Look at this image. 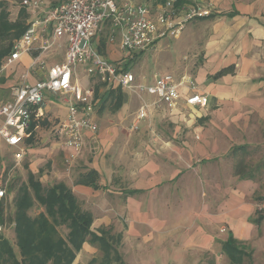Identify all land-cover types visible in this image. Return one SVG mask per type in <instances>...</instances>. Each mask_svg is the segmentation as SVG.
<instances>
[{"label": "crops", "instance_id": "1", "mask_svg": "<svg viewBox=\"0 0 264 264\" xmlns=\"http://www.w3.org/2000/svg\"><path fill=\"white\" fill-rule=\"evenodd\" d=\"M42 1L34 13L20 4L27 13V26L31 22L37 24L39 39L30 52L22 53L12 63L7 64L4 59L0 67V73L5 72L6 76L9 71H20L17 84H30L44 78L48 66L64 58L65 38L53 37L51 27L39 21L45 9L62 0ZM196 1L200 4L210 2L215 9L211 15L189 22L183 30L191 36L187 45L191 50L200 51V57L194 73H180L192 78L194 87L191 90L186 86L178 87L180 96L174 108L159 102L153 94L137 88H121L123 101L116 111L118 116L126 111L133 96L139 99L129 122L131 127L137 123L133 133L120 134L118 122L109 124L105 120L98 132H84L83 148L74 158H69L62 138L56 135L57 141L52 142L68 161L76 164L77 173L89 168L98 171V182L103 187L96 189L73 183L74 177L66 180L63 171L55 169L54 173L57 180L67 183L75 196L86 204L85 208L93 213L94 229L111 228L112 232L121 234L128 246L137 247L133 250L137 255L135 264H195L191 261L197 257L198 250H221V242L225 239L219 235L221 227L225 226L234 237L243 240L251 237L254 229V223L248 218L254 209L250 201L254 190L251 178L228 173L225 192L222 189L209 194L208 190L222 188L219 183L223 180L218 178L223 175V156L228 151L235 155L233 148L245 145L238 140H243L249 132L251 117L264 116V0ZM109 30V22L103 23L93 39V47L112 62L123 61L125 53L119 46L120 32L117 31V38L110 41ZM182 32L175 38L180 39ZM102 37L104 45L101 46ZM44 38L50 45L44 53H39L37 48ZM161 40L152 49L159 46ZM38 55L44 61V69L32 65ZM80 65L82 72L76 71L74 81L81 89L93 88L92 76ZM220 71L223 72L219 74ZM162 73L155 72L150 82L142 78L136 83L147 85ZM165 73L174 78L180 76ZM8 86L11 85L5 87L1 83L0 92ZM192 92L207 96L205 107L186 103ZM45 96L40 110L42 115L31 121L32 127L29 125L30 135L35 134L47 115L58 114L57 126L67 113L62 96L50 92ZM8 99L9 96H0V104ZM143 105L147 114L137 120V111ZM99 107L98 103L92 115L95 123ZM166 123L169 129H158ZM26 138L19 144L24 149L23 158L28 157L25 169L36 173L42 163L40 159L49 151L43 149L44 153H37L40 149L28 144ZM3 142V150L11 152L15 163L13 154L17 147ZM90 145H96L92 152ZM12 167L7 168L1 160L0 186L13 175ZM39 179L42 183L43 179ZM89 248L91 245L84 243L72 264H85L90 257ZM127 260L131 259L127 256Z\"/></svg>", "mask_w": 264, "mask_h": 264}, {"label": "built area", "instance_id": "2", "mask_svg": "<svg viewBox=\"0 0 264 264\" xmlns=\"http://www.w3.org/2000/svg\"><path fill=\"white\" fill-rule=\"evenodd\" d=\"M42 2L21 0L22 6L32 13ZM214 9L212 3L200 4L196 0H62L45 9L39 21L51 27L53 37L65 38V53L62 61L48 66L44 78L30 84H17L10 92V99L0 104V138L8 145L17 147L13 154L15 165L24 156V149L19 144L30 135L31 121L42 115L40 110L46 92L62 96L66 103L67 113L54 130L69 150V158L76 157L83 148L85 131L95 133L98 130L92 118L97 100L92 87L81 89L74 81L76 64L84 65L86 73L101 82L130 90L137 88L155 95L159 102L174 108L180 96L178 87L186 86L191 90L194 87L192 78L187 75L174 78L171 74L162 73L147 85L136 83L134 73L125 64L137 54L155 46L161 38L180 35L189 22L211 15ZM105 22L110 24V41L117 38V31L120 32L119 46L125 53L123 61L112 62L93 47V39ZM38 39L37 24L31 22L12 43L6 63H12L22 53L30 52ZM49 45L44 38L43 44L37 48L38 52L44 53ZM32 65L45 68L39 55L34 57ZM186 103L205 107L207 96L192 92L186 98ZM144 106L138 109L137 120L146 116ZM136 127L137 123L134 122L132 129ZM5 193L6 186H0V198ZM5 229L0 224V233Z\"/></svg>", "mask_w": 264, "mask_h": 264}, {"label": "trees", "instance_id": "3", "mask_svg": "<svg viewBox=\"0 0 264 264\" xmlns=\"http://www.w3.org/2000/svg\"><path fill=\"white\" fill-rule=\"evenodd\" d=\"M9 15L6 1L0 0V67L9 55L12 43L28 27L24 8L19 7L14 20ZM102 45L104 37L101 39ZM91 79L99 109L104 110L107 106L111 112L118 111L123 101L121 87L108 85L95 76ZM16 85L3 88L0 93L8 98ZM33 136L34 133L26 138L30 145L33 144ZM246 150V145H236L233 153H245ZM234 167L236 175L252 179V173L244 167L242 159ZM11 178L2 184L6 186V193L0 198V224L5 226V231L8 227L12 228L13 241L4 236L5 231L0 233V264H72L86 242L96 246L101 255L93 257L88 264H125L118 249L122 241L121 234L112 232L111 228L94 229L93 213L82 206L81 200L67 183L62 180L44 185L39 179V173L30 170L25 180L15 182ZM98 178V171L89 168L78 172L73 183L101 188L103 185L98 182ZM8 203L12 207L9 212L5 207ZM34 207L38 210L31 214L30 210ZM262 218V214H259L253 222L259 225ZM61 227L66 228L64 235L60 231ZM244 246L232 232L227 235L221 242V252L227 257V264H245V260H251V253L245 251Z\"/></svg>", "mask_w": 264, "mask_h": 264}, {"label": "rangeland", "instance_id": "4", "mask_svg": "<svg viewBox=\"0 0 264 264\" xmlns=\"http://www.w3.org/2000/svg\"><path fill=\"white\" fill-rule=\"evenodd\" d=\"M7 4V9L10 12L9 18L14 20L16 14L19 11V7L21 4L20 0H5ZM187 28V26H186ZM190 34H187V31L182 32V37L179 38H164L160 41V45L154 47L153 49L146 50L144 53H141L134 57L131 61H128L125 65L127 68L134 73L136 81H142V78H145L146 81L150 82L152 80V76L155 72H169L173 75H180V73L186 71L188 73H194V69L197 67L198 58L200 57V51L191 50L187 43L190 41ZM183 45H187L183 47ZM182 46V47H181ZM77 73L82 72V66L80 64H76ZM20 71L13 70L9 71L7 76L5 72L0 73L1 77L4 78L3 83L6 85H14L19 83L20 80ZM189 75V74H188ZM3 96V93L0 95ZM139 104V99L135 96L131 99V102H128V107H126V111L118 116L117 112H111L107 106L104 107V110L97 109L96 115V124H98V130H100V126L103 123H111V121L119 123L120 134H131L134 130H132L131 124L129 123L134 115L136 107ZM59 116L57 113L50 116L47 115L43 121L40 122L39 128L35 131L33 136V146L40 151L37 153H44L43 151H49L47 154H44L40 159L42 163L37 167L39 171V177L43 179L42 184L48 185L50 182L58 181L55 175L56 171L64 172L63 177L68 180L70 177H75L77 174V168H74L76 165L73 161H68L64 156L63 152L59 149V147L52 146V142H56L57 139L56 133L54 130L55 124L58 122ZM251 128L247 135L244 136L243 140H238V142H242L246 145V152L242 153L241 151H237L235 155H232L231 152H227L225 157L223 156V175L218 178V180H223L219 184L222 185V188H215L214 190H208V193H213L212 191L217 192V190L225 192V188L227 186V174L235 173V165L237 161L242 159V164L245 168H249L252 173V179H250L254 185V190L252 192V196L250 201L253 203L254 209L252 210L251 215L248 217L249 221L253 222V219L257 217L259 214H262L263 218L261 219V223L257 225L254 223V229L252 236L246 239H238L241 240L246 246H244L245 251L251 253V262L245 260V264H264V116L251 117ZM167 124V123H166ZM104 126V125H103ZM159 126V125H158ZM171 126V125H170ZM169 129V125L165 124L160 125L158 127L159 130ZM4 142L0 140V163L1 160H4L7 168L12 167V178L11 180L18 182L20 180H25L27 176V170L25 169L28 164V157H25L20 161L18 165H15L11 152L9 150H3ZM96 145H90V152L95 150ZM44 149V150H43ZM43 150V151H41ZM48 154L50 156H48ZM73 163V164H72ZM19 166V167H18ZM56 169V171H55ZM55 172V173H54ZM225 178V179H224ZM64 179V178H63ZM227 179V180H226ZM225 181V182H224ZM209 189V188H208ZM102 197L101 194L99 195ZM82 206L85 208L86 204L81 202ZM99 203V202H98ZM6 210L9 212L12 207L11 203H8L6 206ZM38 210L37 207H34L30 210L31 214H34ZM224 229V231H221ZM60 231L62 235L66 233V228L61 227ZM231 232V230L226 229L225 226L220 228L219 235L222 239L227 238V235ZM218 233V232H217ZM4 236L13 241V230L9 228L5 231ZM121 244L118 247L120 254L124 259L125 264H135L134 257L137 255L133 253V250H136L137 247L128 246L127 242L125 243L124 239L121 238ZM220 239H217L218 242ZM16 249V245H14ZM90 250V251H89ZM87 251L89 253L88 259H86L85 264L93 257H100V251L96 246H91ZM221 250L217 248L215 252L211 249L208 251L198 250L197 257L191 261V263L195 264H227V257L220 252ZM129 252L130 254L126 253ZM223 253V252H222ZM132 254V255H131ZM127 256L131 260H127Z\"/></svg>", "mask_w": 264, "mask_h": 264}]
</instances>
